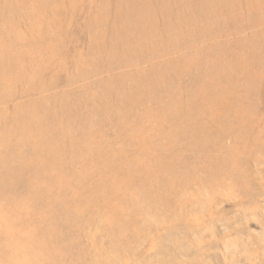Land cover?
Masks as SVG:
<instances>
[{
    "label": "rangeland",
    "instance_id": "rangeland-1",
    "mask_svg": "<svg viewBox=\"0 0 264 264\" xmlns=\"http://www.w3.org/2000/svg\"><path fill=\"white\" fill-rule=\"evenodd\" d=\"M0 167V264H264V0H0Z\"/></svg>",
    "mask_w": 264,
    "mask_h": 264
},
{
    "label": "bare ground",
    "instance_id": "bare-ground-1",
    "mask_svg": "<svg viewBox=\"0 0 264 264\" xmlns=\"http://www.w3.org/2000/svg\"><path fill=\"white\" fill-rule=\"evenodd\" d=\"M116 1H117V0H116ZM121 1H122V0H121ZM121 4H122V2H121ZM126 4H127V3H126ZM105 5H106V4H105ZM118 6H119V5H118ZM141 6L144 7V5H141ZM14 7H15V6H14ZM100 7H101V6H100ZM132 7L135 8L136 5H135V6L132 5ZM126 8H127V7H126ZM126 8H125V9H126ZM141 8H142V7H141ZM44 9H45V8H44ZM144 9H146V8H144ZM121 10H122V9H121ZM146 10H148V9H146ZM113 11H114V10H113ZM117 11H118V10H117ZM117 11H116V12H117ZM119 11H120V10H119ZM142 11H144V10H142ZM120 12H121V11H120ZM139 12H140V11H139ZM129 13H130V11H129ZM140 13H141V12H140ZM122 14H124V13L122 12ZM146 14H147V12H146ZM119 15H120V14H119ZM143 15H144V14H143ZM164 15L166 16V14H164ZM39 16H40V15H39ZM131 16H132V13H131ZM119 17H120V16H119ZM128 17H129V16H128ZM143 17H144V16H143ZM162 17H163V15H162ZM145 18H146V17H145ZM145 18H144V19H145ZM147 18H148V17H147ZM164 18H165V17H164ZM128 19H129V18H128ZM150 19H151V18H150ZM150 19H149V20H150ZM146 20H147V19H146ZM162 20H163V19H162ZM164 20H167V18L164 19ZM14 21H15V20H14ZM128 21H129V20H128ZM5 22H6V20H5ZM147 22H148V21H147ZM15 23H16V22H15ZM22 24H23V23H22ZM124 24H125V23H124ZM143 24H144V23H143ZM147 24H148V23H147ZM151 24L153 25V22H152ZM175 24H176V23H175ZM149 25H150V24H149ZM152 25H151V27H152ZM9 27H10V26H9ZM99 27H100V26H99ZM122 27H123V26H122ZM140 27H141V26H140ZM143 27H144V26H143ZM126 28H127V27H126ZM131 28H133V27H131ZM137 29H138V28H137ZM137 29H136V30H137ZM169 30H170V29H169ZM24 32H25V31H24ZM138 32H140V31H138ZM167 32H168V30H167ZM168 33H169V32H168ZM3 34H4V33H3ZM21 34H22V32H21ZM100 34H101V33H100ZM127 34H128V33H127ZM129 34H130V33H129ZM137 35H138V34H137ZM137 35H136V36H137ZM200 35H201V34H200ZM127 36H129V35H127ZM168 36H170V35H168ZM130 37H131V36H130ZM137 37H138V36H137ZM129 39H130V38H129ZM97 41H98V40H97ZM131 41H132V40H131ZM168 41H169V40H168ZM140 42H141V41H140ZM143 42H144V41H143ZM98 43H99V42H98ZM131 43H132V42H131ZM165 43H166V42H165ZM133 44H134V42H133ZM21 45H22V44H21ZM137 45H138V43H137ZM114 46H115V45H114ZM165 46H166V45H165ZM135 47H136V46H135ZM138 47H139V46H138ZM167 47H168V46H167ZM171 47H172V46H171ZM136 48H137V47H136ZM4 49H5V48H4ZM139 49H140V48H139ZM141 50H142V48H141ZM137 51H138V50H137ZM107 52H108V51H107ZM133 53H134V52H133ZM168 53H169V52H168ZM93 54H94V53H93ZM130 54H131V53H130ZM140 54H141V53H140ZM92 56H93V55H92ZM92 56H91V57H92ZM108 56H109V55H108ZM105 57H106V56H105ZM105 57H104V58H105ZM93 58H94V57H93ZM185 58H186V57H185ZM201 60H202V59H201ZM210 61H211V60H210ZM105 62H106V61H105ZM106 64H107V63H106ZM191 65H192V64H191ZM103 66H104V65H103ZM171 66H172V65H171ZM108 67H111V66H108ZM103 68H104V67H103ZM164 69H165V68H164ZM241 69H242V68H241ZM140 73H141V72H140ZM146 73H147V70H146ZM172 73H173V72H172ZM230 75H231V74H230ZM15 76H16V74H15ZM94 76H95V75H94ZM127 76H128V74H127ZM142 76L144 77V75H142ZM147 76H148V75H147ZM165 76H166V75H165ZM167 76H168V75H167ZM223 76H224V75H223ZM223 76H222V77H223ZM138 77H139V76H138ZM224 77H226V76H224ZM122 78H123V77H122ZM132 78H133V77H132ZM18 79H19V78H18ZM163 79H164V78H163ZM166 79H167V78H166ZM205 79H206V78H205ZM211 79H212V78H211ZM228 79H229V78H228ZM228 79H227V80H228ZM1 80H2V79H1ZM101 80H102V79H101ZM230 80H231V79H230ZM234 80H236V79H234ZM147 81H148V79H147ZM202 81H203V80H202ZM206 81H207V80H206ZM206 81H205V82H206ZM101 82H102V81H101ZM140 82H141V81H140ZM142 82H145V81L142 80ZM198 82H199V81H198ZM145 83H146V82H145ZM199 83H200V82H199ZM203 83H204V82H203ZM205 84H206V83H205ZM208 84H209V83H208ZM211 84H212V83H211ZM233 84H234V83H233ZM214 85H216V84H214ZM214 85H213V86H214ZM226 85H227V84H226ZM209 86H210V85H209ZM231 86H233V85H231ZM231 86H230V88H231ZM247 86H248V85H247ZM86 87H87V86H86ZM105 87H106V86H105ZM221 87H222V86H221ZM106 88H107V87H106ZM135 88H136V87H135ZM228 88H229V87H228ZM228 88H227V89H228ZM118 89H119V88H118ZM140 89H141V88H140ZM144 89H145V88H144ZM224 89H225V88H224ZM88 90H89V89H88ZM127 90H128V89H127ZM216 90H218V89H216ZM84 91H85V90H84ZM133 91H134V90H133ZM136 91H137V90H136ZM174 91H175V90H174ZM214 91H215V90H214ZM103 92H104V91H103ZM169 92H170V91H169ZM218 92H219V91H218ZM244 92H245V91H244ZM129 93H130V92H129ZM135 93H136V92H135ZM222 93H223V92H222ZM175 94H176V93H175ZM84 95H86V93H85ZM103 95H104V94H103ZM96 96H97V95H96ZM181 96H182V95H181ZM99 97H100V96H99ZM175 97H176V96H175ZM80 98H81V97H80ZM80 98H79V99H80ZM92 98H95V97H92ZM124 98H125V97H124ZM172 98H173V97H172ZM203 98H204V97H203ZM81 99H82V98H81ZM98 99H100V98H98ZM111 99H112V97H111ZM127 99H128V98H127ZM86 100H87V98L85 99V102H86ZM88 100H89V99H88ZM112 100H113V99H112ZM170 100H171V99H170ZM203 100H204V99H203ZM92 101H93V100H92ZM94 101H96V100H94ZM116 101H118V100H116ZM116 101H115V102H116ZM175 101H176V100H175ZM206 101H207V100H206ZM170 102H171V101H170ZM93 103H94V102H93ZM121 104H122V103H121ZM165 104H166V103H165ZM176 104H177V101H176ZM207 105H208V104H207ZM65 106H66V105H65ZM84 106H85V105H84ZM201 106H202V105H201ZM87 107H90V106H87ZM94 107H95V105H94ZM94 107H93V108H94ZM110 107H111V106H110ZM177 107H178V106H177ZM65 108H66V107H65ZM94 109H95V108H94ZM124 109H125V108H124ZM167 109H168V108H167ZM177 109H178V108H177ZM207 109H208V107H207ZM211 109H212V108H211ZM67 110H68V109H66V111H67ZM91 110H92V109H91ZM107 110H108V109H107ZM170 110H171V109H170ZM212 110H213V109H212ZM174 111H176V110H174ZM215 111H216V110H215ZM89 112H90V110H89ZM95 112H96V111H95ZM97 112H98V111H97ZM145 112H146V111H145ZM180 112H182V111H180ZM92 114H93V113H92ZM94 114H95V113H94ZM187 114H188V113H187ZM198 114H199V113H198ZM95 115H96V114H95ZM95 115H94V116H95ZM147 115H148V114H147ZM174 115H175V114H174ZM191 115H192V114H191ZM195 115H196V114H195ZM36 116H37V115H36ZM85 116H86V115H85ZM143 116H144V115H143ZM186 116H188V115H186ZM170 117H171V116H170ZM186 118H187V117H186ZM145 120H146V119H145ZM262 120H263V119H262ZM154 121H155V120H154ZM69 122H70V121H69ZM170 125H171V124H170ZM198 126H199V125H198ZM195 127H196V126H195ZM195 127H194V128H195ZM171 128H172V127H171ZM196 128H197V127H196ZM186 129H187V128H186ZM178 130H179V129H178ZM131 131H132V130H131ZM173 131H174V130H173ZM176 131H177V130H176ZM180 132H181V131H180ZM183 133H184V132H183ZM177 134H178V133H177ZM179 134H180V133H179ZM194 135H195V134H194ZM136 137H137V136H136ZM115 155H116V154H115ZM68 158H69V157H68ZM0 168H1V167H0ZM113 173H114V171H113ZM64 175H65V174H64ZM52 181H53V180H52ZM35 188H36V187H35ZM37 192H38V191H37ZM48 192H49V191H48ZM61 199H62V198H61ZM42 201H43V200H42ZM146 231H147V230H146ZM76 243H77V242H76ZM113 251H114V250H113ZM121 251H122V250H121ZM94 252H95V251H94ZM93 255H95V254H93ZM104 256H105V255H104ZM96 257H97V256H96ZM99 257H100V256H99ZM102 257H103V256H102Z\"/></svg>",
    "mask_w": 264,
    "mask_h": 264
}]
</instances>
